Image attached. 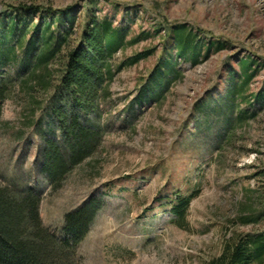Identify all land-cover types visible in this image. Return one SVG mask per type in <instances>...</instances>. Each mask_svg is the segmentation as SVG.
Masks as SVG:
<instances>
[{"label":"rangeland","instance_id":"obj_1","mask_svg":"<svg viewBox=\"0 0 264 264\" xmlns=\"http://www.w3.org/2000/svg\"><path fill=\"white\" fill-rule=\"evenodd\" d=\"M22 7L43 13L11 32ZM68 12L76 17L71 31L51 28L53 42H64L50 61L45 94L33 88V70L42 71L32 65L43 50L33 28L41 16ZM91 13L126 30L125 46L99 103L101 145L53 193L39 171L40 151L47 136L59 137L49 110L60 59L77 46ZM178 28L191 34L196 63L189 53L180 57L168 37ZM211 43L223 47L207 53ZM146 50L145 59L127 63ZM246 60L255 73L241 100L229 92L241 86ZM168 62L175 75L162 70L160 91L149 81ZM0 83L8 86L0 185L40 195L42 224L58 239L66 214L91 198L102 204L78 247L80 264H207L225 241L264 235V105L255 102L264 94V0H0ZM144 87L146 99L137 103ZM192 193L179 227L166 207ZM243 218L256 221L244 225Z\"/></svg>","mask_w":264,"mask_h":264},{"label":"trees","instance_id":"obj_2","mask_svg":"<svg viewBox=\"0 0 264 264\" xmlns=\"http://www.w3.org/2000/svg\"><path fill=\"white\" fill-rule=\"evenodd\" d=\"M92 6H95L94 2L89 3L87 8ZM22 8L20 10L22 14L15 17L14 22L9 25L11 32L17 31V26L20 25L24 29L27 28V20L31 19L30 17L34 18L43 13L40 9ZM41 19H43L42 24L35 26L33 31L34 43L39 42L43 50L41 55L34 59L35 66H32L39 67L42 72L33 70L32 79L36 82L33 88L46 94L52 88V81L49 80L50 61L54 54L61 50L64 42L63 40L57 42L58 44L53 42L51 28L55 25L57 27L67 25L71 31L76 23V17L72 12H68L57 19L51 14H46L45 18L41 16ZM2 23L5 27L6 23ZM167 35L174 39L180 57L189 53L193 63H196L197 53L191 34L183 28H178L170 30ZM125 37L126 30H117L110 21L99 19L91 13L83 21V30L78 37L77 46L68 48L60 59L57 101L49 110L50 124L54 125L59 137L52 139V134L44 139L39 165V171L49 183L53 193L58 191L66 176L92 158L101 145L104 132L97 123L100 115L99 103L103 90L108 89L114 75L112 60L125 46ZM134 41L128 42L127 45H131ZM53 44L57 46L53 47ZM213 47L218 51L223 46L219 43H211L207 53ZM31 50H35V47ZM149 54L151 50H146L143 54L135 55L127 63L131 65L140 59H145ZM28 59L26 68L31 65ZM163 69L166 73L174 74L173 64L164 63L163 68L154 69L149 81L160 91V87L164 84ZM252 69V61L241 62L242 84L239 88L233 84L229 96L238 95L239 99H243L244 88L249 86L255 73ZM104 86H107V89ZM6 87L8 86L0 83V116ZM145 89L147 87H144V94L138 96L137 103L146 99L145 94L148 90ZM255 102L264 105V94L257 95ZM194 197L192 193L166 207L173 216L174 223L179 227H183L186 210ZM40 203L41 196L36 193L28 191L19 194L0 185V264H80L78 247L101 209V202L91 198L82 207L66 214L63 219L61 239L43 226L39 213ZM255 221L256 218L253 220L243 218L242 223L247 225ZM207 264H264V235L245 240L232 238L225 241L219 256L211 259Z\"/></svg>","mask_w":264,"mask_h":264}]
</instances>
